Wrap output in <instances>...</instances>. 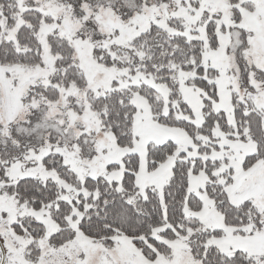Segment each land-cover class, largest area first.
Instances as JSON below:
<instances>
[{
  "label": "snow or ice",
  "instance_id": "1",
  "mask_svg": "<svg viewBox=\"0 0 264 264\" xmlns=\"http://www.w3.org/2000/svg\"><path fill=\"white\" fill-rule=\"evenodd\" d=\"M0 264H264V0H0Z\"/></svg>",
  "mask_w": 264,
  "mask_h": 264
}]
</instances>
